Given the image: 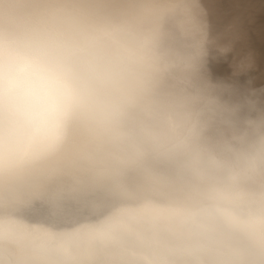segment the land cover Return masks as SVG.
I'll return each mask as SVG.
<instances>
[{
  "label": "clouds",
  "instance_id": "1",
  "mask_svg": "<svg viewBox=\"0 0 264 264\" xmlns=\"http://www.w3.org/2000/svg\"><path fill=\"white\" fill-rule=\"evenodd\" d=\"M227 51L206 0H0V264H264V84Z\"/></svg>",
  "mask_w": 264,
  "mask_h": 264
},
{
  "label": "bare ground",
  "instance_id": "2",
  "mask_svg": "<svg viewBox=\"0 0 264 264\" xmlns=\"http://www.w3.org/2000/svg\"><path fill=\"white\" fill-rule=\"evenodd\" d=\"M216 36L228 49L211 66L217 76L239 74L264 84V0H206Z\"/></svg>",
  "mask_w": 264,
  "mask_h": 264
}]
</instances>
